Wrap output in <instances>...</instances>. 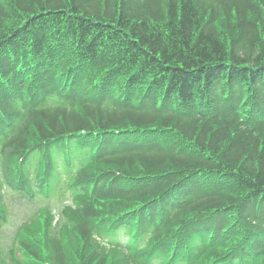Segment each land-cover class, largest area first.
<instances>
[{
	"label": "trees",
	"instance_id": "1",
	"mask_svg": "<svg viewBox=\"0 0 264 264\" xmlns=\"http://www.w3.org/2000/svg\"><path fill=\"white\" fill-rule=\"evenodd\" d=\"M65 148L81 201L12 264H264V0H0V160Z\"/></svg>",
	"mask_w": 264,
	"mask_h": 264
},
{
	"label": "rangeland",
	"instance_id": "2",
	"mask_svg": "<svg viewBox=\"0 0 264 264\" xmlns=\"http://www.w3.org/2000/svg\"><path fill=\"white\" fill-rule=\"evenodd\" d=\"M69 194L65 196L64 200H58L53 198L48 199H39L37 198L34 201H30L25 198L12 197L8 199V207L11 213V221L3 229V237L1 240L2 244H8L12 234L15 232L17 226L30 216L35 210L44 205H50L53 208V211H57L63 204H70L71 199H67Z\"/></svg>",
	"mask_w": 264,
	"mask_h": 264
}]
</instances>
